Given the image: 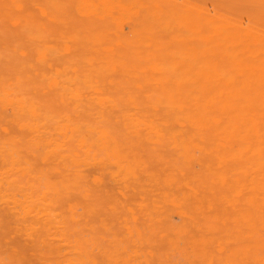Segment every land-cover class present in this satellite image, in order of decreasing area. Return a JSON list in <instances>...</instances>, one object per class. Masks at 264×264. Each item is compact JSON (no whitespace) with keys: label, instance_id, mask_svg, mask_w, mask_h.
Listing matches in <instances>:
<instances>
[{"label":"bare ground","instance_id":"1","mask_svg":"<svg viewBox=\"0 0 264 264\" xmlns=\"http://www.w3.org/2000/svg\"><path fill=\"white\" fill-rule=\"evenodd\" d=\"M58 1L63 0H0V24L6 20L4 24L10 25L8 28L14 27L9 31L3 29V24L0 27V183L8 184V192L0 193V200L8 202L12 208L19 207L25 217L37 216L40 226L36 227L32 222L27 226V231L37 235L42 242L52 234L60 236L59 241H68L75 229L72 224H66L65 218L55 213L52 207L59 200L63 202V189H79L83 185L78 182H52L42 190L34 185L35 182L22 185L16 178L10 179V176L25 169L24 160L27 159L29 165L37 154L50 161H74L75 166L84 164L85 167H94V164H98L103 172H99L96 178L93 172L95 179H91L89 185L99 186L104 197H118L115 186L120 183L131 193L129 196L130 193L126 192L128 195L121 199L127 203L133 198L137 200L139 194L146 193L147 177L153 183L149 186H154L162 201V231L166 232L163 238L168 239L169 235L182 238L189 234L190 229L196 231L197 235L195 227L187 231L188 225L185 226L184 221L185 216L193 219L194 203L191 200L195 192L200 195L199 187L191 185L192 180L189 182L188 179L190 169L196 163L193 150L212 143L211 140L198 139L205 136L260 138L256 143L264 145V86L259 81L264 72L248 67L237 54L230 55L227 51L232 40L228 38L219 45L221 52L225 53L220 60L203 58L202 51L187 37L182 47L178 43L168 46L166 42L147 39L143 21L149 15L136 0H65L74 7L75 16L91 20L100 28L93 36L79 34L78 31L72 33L68 29L67 19L62 15V4ZM227 54L230 56L228 59ZM235 65L238 68H233ZM24 82L29 85L37 83L42 89L49 88L51 92H56L55 96L34 101L35 97L19 92ZM33 88L36 89H28L30 94ZM81 114L85 118H79ZM16 127L21 131H30L28 140L23 132L13 130ZM204 128L209 130L208 135L203 132ZM150 141L154 143L152 147V144H148ZM220 141L224 145L223 140ZM236 145L242 147L243 151L250 146ZM258 149L257 146L255 152ZM25 153L31 158L25 159ZM216 156L224 158L218 154ZM258 156L264 165V157L261 154ZM208 157L205 156L206 162ZM223 163L219 161L217 165ZM238 164L237 168H243L244 164ZM247 164L244 166H251L249 172L240 170L256 177V171L261 166L252 165L253 162ZM76 169V172L80 170ZM262 169L260 176L264 172ZM229 173L233 176L235 171ZM106 179L117 184L114 186ZM263 191L259 193L263 195ZM86 193L90 194L88 191ZM250 198L251 194L247 200ZM254 199L257 200L256 197ZM68 219L80 223L75 212L69 218L67 216ZM136 231L137 240L142 241L141 231ZM129 233L131 237L134 236L133 230L130 229ZM126 240L116 238L113 250L100 247L102 261H99L87 245L91 240L76 239L75 244H67V248L72 249L73 257L65 261L67 264H115L117 259H121L125 264H151L157 255L153 244L155 240H148L147 246L141 245L142 248L148 247L144 258L139 250L129 252L124 246ZM60 247L62 245L57 249L60 250ZM51 249L53 251L55 248L51 246ZM53 252L60 257L59 253ZM157 257L159 264H171L162 255Z\"/></svg>","mask_w":264,"mask_h":264},{"label":"rangeland","instance_id":"2","mask_svg":"<svg viewBox=\"0 0 264 264\" xmlns=\"http://www.w3.org/2000/svg\"><path fill=\"white\" fill-rule=\"evenodd\" d=\"M136 1L149 15L148 19L143 21L146 31L145 37L147 39L166 42L168 46L178 43L182 47L184 44V38L187 37L190 42L197 46L198 50L202 51L203 58H217L220 60L224 57L223 55L225 53L221 52L219 45L228 38L232 40V42H229L230 45L227 51L230 55L237 54L248 64V67H254L256 71L259 68L258 70L262 69V72H264V0H207V2L206 0H203V2L202 0ZM58 3L62 4V15L67 19V22L69 23L68 29L71 30L72 33L78 31L79 34L83 35H97L100 28L91 20H83L80 17L75 16L74 7L71 3H68L65 0L58 1ZM210 10H212L213 13ZM4 21H1V24L5 25ZM7 22L11 24L10 21ZM1 24L0 27L3 26ZM6 25L3 27L4 30L9 31V29L14 28L12 26V28H8L10 25ZM23 45H25V41H23ZM226 57L227 59L230 58L228 54ZM225 63L227 62L225 61ZM233 68L238 67L235 65ZM257 77L259 78V76ZM259 81L260 84L264 86V76L259 78ZM24 86L19 87V92L23 95L25 94L24 96L35 97L34 101L51 98L56 93L51 92L52 90L49 88L42 89L37 83H30V85L29 83H25ZM31 87H35L36 89H31L32 93L30 94L28 89L30 90ZM35 94L37 97L39 94V97L36 98ZM79 116V118H85L83 114ZM15 129L18 130L15 131ZM19 129L20 128L17 127L13 128L17 133L23 132L25 138L28 140L27 135H31L30 131L27 129H22L23 131L20 129L19 131ZM203 132L208 135L209 130L204 128ZM200 138L198 139L211 140L212 143H207L205 145L202 143L201 145L203 146L201 147L203 148L197 146L193 150L194 156L196 157V163L194 162L193 167L190 169L188 179L189 182L192 180L191 185L195 184L199 187L200 195L199 192L197 194L195 192L193 199L191 200V202L194 203V212L192 211V213H194V216H192L193 219H189L187 216H185L184 219L186 222L185 226L188 225L186 226L187 231H189V228L195 227L194 230L197 229L198 234L200 233L199 235H196V231L193 232V230L190 229L191 231H189L188 235H191V237L189 238L187 237L186 230L184 233L186 236H183L182 238H175L173 235H169L168 239L163 238L166 232L162 231V201L159 200L158 191L154 189V186H149L153 183L147 177H145V183L147 184L145 187L146 193L143 192V194L138 195L141 199L138 197L137 200L133 198L128 200L129 202L127 203V201L124 202L123 199L130 192L128 193L120 183L117 184L115 181L111 180L113 185L117 184V186H114L118 197L115 196L113 197L114 199H108L106 196L104 197L103 191L99 186L89 185L94 181L96 176L99 177V172H103L102 167L98 164H94V167H85L84 164L80 166L76 165V167L74 161H50L51 159L46 158L47 160H45L43 155L37 154L35 158L30 160V164L28 165V160L26 158L30 156L25 153L26 160H24L23 166L25 169L23 168V170L15 175H11L10 179L16 178L22 185L34 184L35 182L34 185H37V188L42 190L45 189V185L52 182L53 184H62L65 182L66 184H73L78 182L81 186L83 185L79 189H63L64 192L63 190L61 191L63 202L59 200V202L52 207L53 211L60 214L61 217H64L66 224H72V227L75 230H72L68 241H59L61 237L52 234L47 236L46 240L42 242L37 235L29 234L27 231V226L32 222L35 223L36 227L40 226V221H38L39 218L37 216L34 218L31 216L25 217V213L21 211L19 207L12 208V205L8 204V202L0 200V264H67L65 260L73 257L72 249L67 248V244L73 245L76 243V239L84 238L91 240L87 245L90 246L89 248L93 250L95 258L99 261H102L100 247L102 248L105 246L113 250V241L116 238H124L127 239L124 246L128 251L133 252L134 250H139L141 253L140 256L143 258L148 251V247L142 248L141 245L145 244L147 246L148 240H155L153 241L155 246L154 251L158 256L162 255L166 262H170L171 264H264V201H262L264 200V177H261L264 172L261 176L259 173L261 172L260 169H264V165L260 163L261 160H258V157H260L258 156L259 154L264 157V145L256 143V140L260 138L253 137L205 136L202 139ZM27 140L25 139V142ZM219 140H223L222 143L224 145L219 143ZM150 142L148 144H152L150 145V147H152L154 143L152 141ZM236 143L241 144V146L244 144L245 147L246 145L250 146H248V148L246 147L243 151L242 147H235L238 146ZM256 145L260 148V150L258 149L260 151L259 154V151L255 152L257 151ZM251 149H254V151ZM216 154L224 158L220 159L221 157L219 156L220 158H218ZM206 155L207 157L209 156L207 162L204 160ZM239 155H241V157L238 158ZM212 157H214L215 160ZM184 159H186V156ZM219 161L223 164L217 165V162ZM203 162L206 163L202 164ZM249 162H253L252 165H257L258 168L261 166V168L258 169L259 171H256L257 174L255 172L257 176L259 175L258 177L255 174L254 176L256 177H251L249 173H243L246 172L243 170L249 172L251 166L249 168H245L248 166H244L248 165L247 163ZM55 163L59 166H56ZM231 163L234 165L236 163V166L232 164L236 168L239 165L238 163L244 165L242 166L243 168L240 166L236 169L233 166H228ZM201 164L203 166L206 164L207 167L206 165L202 167ZM210 166L213 167V170ZM63 167L67 168H64L66 171ZM200 167L204 170L200 169ZM57 168H59L61 172H59V169L57 170ZM76 168L80 170L76 172ZM214 170L215 172H213ZM202 171L206 174L210 172V175H208L210 176L209 180L206 174H202ZM234 171L237 176H234L235 174L232 176V174L229 173H234ZM93 172L96 174L94 175L95 178L92 175L94 174ZM76 173H78V176H76ZM82 173L85 174L83 175ZM214 173H216L218 177L215 176ZM206 178L207 181H205ZM226 178L229 179V182ZM194 180L199 183H195ZM106 181L110 182V179H106ZM254 183H256V186ZM250 184L252 186L254 185V188ZM119 186L122 189H120ZM258 186H260V189ZM89 188L92 190L89 191ZM80 189H82V191ZM239 189L241 190L239 191ZM83 190L85 192H83ZM124 190L125 192L123 193ZM248 190L250 191L248 192ZM261 190L263 191V195L259 193L262 192ZM86 191L90 192V194L86 193ZM206 191L209 192L207 193ZM5 192H8V184L6 182H3L2 184L0 183V193L4 194ZM126 192L128 194H126ZM152 193L157 196L152 195ZM246 193H248V196ZM250 194L253 199L250 198L251 200H247ZM130 195L131 193L129 196ZM239 195L242 196L239 197ZM121 197L123 199H121ZM143 197H146L145 200ZM255 197L257 200L254 199ZM19 198L21 197L19 196ZM62 203H64L65 207L62 206ZM123 203L126 204V206H124ZM215 208H218V212ZM136 211L139 212L137 213ZM73 212H75L76 217L80 222L79 224L75 222L73 223L69 219V221L67 220V216L69 218L70 214ZM189 214L191 215V213ZM205 219L207 220V223ZM130 220L134 221L131 222ZM193 220H196V222ZM188 222H190V224ZM139 225L141 226V229ZM219 228L223 229L219 231ZM130 229L134 232L133 237L130 236V233L128 234ZM137 229L141 231V236L144 241L137 240ZM200 230H204L203 233ZM143 232L145 233L143 234ZM153 235L155 237H153ZM161 238H163L164 241ZM59 245H62L60 250L57 249ZM51 246L55 248L53 251L60 254V257L52 251ZM259 251L260 253H258ZM157 255L154 257L151 264L160 263ZM84 264L93 263L86 262ZM115 264L125 263L121 261V259H117Z\"/></svg>","mask_w":264,"mask_h":264}]
</instances>
